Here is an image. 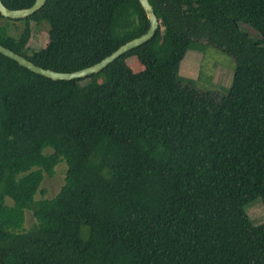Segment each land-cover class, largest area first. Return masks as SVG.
Here are the masks:
<instances>
[{
    "label": "trees",
    "instance_id": "trees-1",
    "mask_svg": "<svg viewBox=\"0 0 264 264\" xmlns=\"http://www.w3.org/2000/svg\"><path fill=\"white\" fill-rule=\"evenodd\" d=\"M148 1L152 37L87 77L52 80L0 54V264H264V221L246 215L257 198L264 209V0ZM0 20V45L60 72L148 25L138 0H46ZM30 21L48 26L37 50ZM201 41L234 62L223 93L177 73ZM60 160L63 185L36 200Z\"/></svg>",
    "mask_w": 264,
    "mask_h": 264
},
{
    "label": "rangeland",
    "instance_id": "rangeland-1",
    "mask_svg": "<svg viewBox=\"0 0 264 264\" xmlns=\"http://www.w3.org/2000/svg\"><path fill=\"white\" fill-rule=\"evenodd\" d=\"M19 26L21 27V23H19ZM29 26L31 30L29 47L37 50L45 46L48 41L47 23L44 21H30ZM240 27L246 30L250 36L256 35L255 31L247 26L246 23H240ZM203 42L205 41L195 43V46L186 52L180 62L179 72L177 73L181 77L193 79L198 90L223 93L230 83L234 62L219 49ZM126 65L133 72L142 70V66L134 56L126 59ZM46 150H50V148ZM65 168V161L60 160L55 165L51 177L44 175L40 191L36 194V200L54 197L63 185ZM246 215L254 224L264 221V209L258 198L246 205ZM34 224L35 220L30 214H27L23 228L29 230Z\"/></svg>",
    "mask_w": 264,
    "mask_h": 264
},
{
    "label": "water",
    "instance_id": "water-1",
    "mask_svg": "<svg viewBox=\"0 0 264 264\" xmlns=\"http://www.w3.org/2000/svg\"><path fill=\"white\" fill-rule=\"evenodd\" d=\"M46 0H33L32 4L28 7L20 9H10L7 6H4L0 0V15L4 18H21L32 14L36 9H38ZM143 7L146 13V19L148 22L147 28L143 34L138 37L132 38L131 40L120 45L112 53L102 58L100 61L91 64L87 67L77 69L71 72H60L54 71L49 68H43L41 66L35 65L32 62L25 59L23 56L18 55L14 51L10 50L7 47L0 45V54L6 56L14 61L19 66L26 68L27 70L34 72L36 74L42 75L52 80H73L87 77L88 75L97 73L109 64L118 59L121 55L125 54L129 50L142 45L148 39L152 37L155 30L158 27L159 19L155 15L153 8L148 0H138Z\"/></svg>",
    "mask_w": 264,
    "mask_h": 264
}]
</instances>
